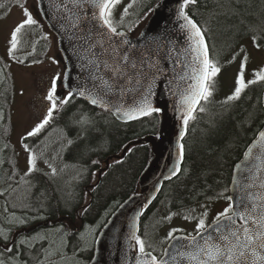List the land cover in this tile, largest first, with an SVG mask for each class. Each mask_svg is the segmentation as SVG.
Returning <instances> with one entry per match:
<instances>
[{
	"label": "snow or ice",
	"instance_id": "1",
	"mask_svg": "<svg viewBox=\"0 0 264 264\" xmlns=\"http://www.w3.org/2000/svg\"><path fill=\"white\" fill-rule=\"evenodd\" d=\"M9 2L21 8L24 18L10 33L8 56L22 64L24 60L18 59L15 53L20 50L25 30L43 29V25L25 6L26 0ZM178 2L174 29L157 32L151 38L142 33L134 41L129 36L133 28H125L124 19L136 0H130L124 7L119 20L115 18V9L122 0H47L46 4L44 0H39L37 12H42L49 19L50 27L61 40H67L72 50L77 79L72 80L71 70L67 66L64 74L57 73L51 77L44 97L46 111L20 138L26 155V170L21 174L15 160L9 158L5 161L0 157V166L7 162L11 168V171L5 170L0 175V197L5 198L6 213L0 222V264H65L70 237L75 236L77 240L74 254H82L91 250L99 229L109 227L99 222L95 226L86 225L78 235L65 231L63 226L54 232L40 231L31 235L23 231L29 221L44 219L40 213L46 192L40 190L37 175L49 179L58 175V169L46 158L45 151H37L34 145L26 141L40 137L51 126L54 114L61 113L76 99H83L91 106L99 107L101 113L110 112L117 120L127 122L161 113L163 109L154 106L152 97L157 87L165 86L173 101L179 130L174 161L167 174L163 175V180L179 181L182 175L192 176V170L183 167L187 157L184 139L190 121L197 119L196 113L206 111L202 105L211 101L222 67L219 59L213 55L214 46L208 41L210 30L189 14L190 6L195 7L199 0ZM5 7V3H0V8ZM239 7V0H236V8L222 15L226 18L240 16ZM257 29L258 25L241 20L235 35L240 36L241 31L255 33ZM41 38L47 40L49 34L44 33ZM256 41L257 36L253 35L252 42L259 48ZM241 55L243 58L234 78L233 89L220 102L224 105L241 100L250 86L264 83V67L254 70L251 79L247 78L249 55L243 45L227 62L234 63ZM52 59L53 63L59 64L55 58ZM39 62L32 60V63ZM3 79L4 73L0 70V81ZM60 86L66 95L58 94ZM0 96H3L2 92ZM3 119L4 112L0 108V121ZM70 124L79 127L81 132L75 140L62 132L60 139L66 140V143H61L56 153L61 159L69 146H74L78 141L82 143L86 133L96 127L95 121L87 114ZM7 147L4 145V148ZM55 158L53 156L52 159ZM40 161L47 165L48 172L38 167ZM91 164L97 165L99 160H92ZM67 167L65 164L59 171ZM196 180H200L199 175ZM215 183L218 191L207 184L199 191L196 183L192 188L185 186L188 198L195 200L203 197L204 202L200 204L203 211L197 212L193 208L165 216L163 221L182 216L185 221H195V226L192 232L171 227L161 239V245L165 246L159 251L140 232V218L155 199L154 196L148 198L127 222L125 264L129 261L131 264H264V127L257 131L251 143L246 145L242 158L232 167L230 182L225 184L221 179ZM159 190L154 185V191ZM208 192L212 195H208ZM218 200L226 201L227 206L217 211L209 223L211 206ZM9 206L13 211H8ZM16 209L24 215H17ZM84 211L87 212V208ZM28 213L33 214L29 216ZM76 264L83 262L76 261Z\"/></svg>",
	"mask_w": 264,
	"mask_h": 264
},
{
	"label": "trees",
	"instance_id": "2",
	"mask_svg": "<svg viewBox=\"0 0 264 264\" xmlns=\"http://www.w3.org/2000/svg\"><path fill=\"white\" fill-rule=\"evenodd\" d=\"M8 1L9 0H0V3L6 4ZM158 1L159 0H152L147 7L145 5L146 8L144 7V13L142 14H148L149 9H151V7ZM9 4L10 3L7 4V7L10 6ZM253 4H256L257 9H260L258 14L257 31L255 33H241L240 36L236 37L240 39L243 35H249L251 37L256 35L259 43H264V23H262L264 22V0H252L251 2L248 0H239V12L241 13L244 6L251 8ZM7 7L0 8V12L2 10L6 11ZM235 8L236 0H199L198 5L195 7L190 6L189 14L193 15V18L197 19L198 23L208 28L206 23L208 21L211 22L208 41L210 45L214 46L213 55L219 59L221 67L222 58L219 54L220 50L217 48V45L211 36V31L213 29H220L218 25L226 22V31L232 32L234 30L235 33L236 28L240 26V21L242 20L240 18L241 15L231 18H226L222 15L224 12L230 13ZM229 26H232L231 30ZM28 34L29 32H27L26 35ZM44 43L45 42L41 41L34 45L38 49V47H42ZM30 53L32 54L29 56L32 58H40L38 50H35L34 53ZM2 66L4 67L0 58V70H3L4 73V79L0 81V92L3 93V96H0V108H2L4 112L10 101L12 86L9 81L8 70L5 67V69H3ZM263 90L264 83H258L250 86L241 100L232 102L228 105L220 103V105L217 106L218 115L215 114V117L218 116V118L214 119L217 124L210 126L206 133L198 131L197 128L201 121L208 116V113L207 111L204 113H196L197 119L195 121H190L188 135L184 139L187 148V157L183 167L191 169L193 174L191 177L182 175L179 181L173 179L172 181L166 182L160 197L163 195L168 196L167 200L170 202L171 206L175 208L177 207L176 203L178 200H182L189 204L203 200V197H198L195 200L188 198L189 194L184 190L185 186H187V188H192L193 183H196L197 191H199L201 187L207 184L212 185L218 191L219 188L216 186V181L223 179L225 184L229 183L231 169L235 162L241 158L246 145L251 142L257 131L264 125V107L261 102ZM77 111L84 112L94 118V120L97 119L96 127L88 132L89 134L92 132L94 138L90 137L89 134H86V138L83 139L82 143L78 141L74 146H69L65 156L68 157L71 152H77L81 159L76 162H79L78 165H85L87 169L89 167L90 169H94L96 166L90 164L91 159L99 160L100 162V159H103L106 154L119 152L129 141L144 137L148 134H155L157 132L159 121L158 113L124 123L116 120L110 112L101 113L100 108H95L89 105L83 99H76L67 105L61 113L54 114L55 119L51 126L48 127L40 137L42 138L52 126L61 129V127H64L65 123H70L75 120L73 113ZM98 129L101 131V134L106 131L109 136V138H107L108 145L106 149H97L95 146L96 142L98 143L100 139L104 141L102 135L99 140H96L95 135ZM38 138H29L27 142L30 140H37ZM73 139L75 140L76 138ZM0 141L3 144L8 145L5 135L2 132L0 133ZM86 149H91V151H86ZM151 155L152 153L149 144L135 145L129 149L126 156L123 159L118 160L119 163L115 161L110 165L106 173H103L100 183L97 186L90 188L89 191L91 192L90 196L92 199L84 208L83 205L88 195L85 188L88 185L87 183L90 182L89 177L91 176L92 170L89 172L90 176L85 177V180H81L76 195H74L76 200L74 207L70 206L66 208V210L58 200L57 190L53 180H51L52 182H49L48 177L42 175L45 177L43 182H49L51 185V188L50 186L49 188L55 193L52 194L54 200L52 201L51 208L48 209L49 212H47V214L53 219H57L59 215L67 214L74 218L80 214L85 222V227L87 224H91L98 220L102 214L107 211V215L103 220L104 222L121 199L137 191L138 176ZM1 167L2 166H0V175H3L1 170H7L9 167ZM197 175L200 176L199 181L196 180ZM208 195H212V193L208 192ZM110 207L112 208L110 209ZM85 208H87V212L84 211ZM147 211L149 212L150 210ZM147 211L145 214L148 213ZM145 214L141 221V233L143 231V218ZM42 216L45 217L44 215ZM31 222L33 221H29L30 224ZM91 253L92 248L87 251V257H89Z\"/></svg>",
	"mask_w": 264,
	"mask_h": 264
},
{
	"label": "rangeland",
	"instance_id": "3",
	"mask_svg": "<svg viewBox=\"0 0 264 264\" xmlns=\"http://www.w3.org/2000/svg\"><path fill=\"white\" fill-rule=\"evenodd\" d=\"M148 1L149 0H136V3L129 11V14L125 16V28H134V26L132 25L135 23L134 19L138 18L137 16L142 12ZM248 1L251 2L252 0ZM21 2L25 1L23 0ZM129 2L130 0H122V3L117 5L115 9L116 20L120 19L124 7L128 5ZM35 4V0H26L25 6L28 7L30 11L32 10L31 12L36 17ZM259 12L260 9H257L256 4H253L251 8H247L244 6L242 8L240 18L242 20H246V22L257 25ZM23 18L24 17L22 15V10L16 4H11L7 11V14L0 16V58L4 63V67L8 69L9 81L12 86L10 101L7 105L6 111H4V118L8 119V121L5 122V137L10 145L11 150L9 153V148H4V145L6 144H3L0 141V149H3V151L0 152V157H3L5 161H7L9 158L15 160L17 163V167L21 170V174L26 170V155L22 149L20 138L26 133V131L30 130L31 127H33L34 124L38 122L39 118H41V114L46 111L47 103L44 100V97L47 93L48 88L50 87V79L57 73L62 74L63 70L62 61L56 54L58 51L57 42L52 35H49V39H47L48 41L50 40L49 48L45 53L42 54L40 59H33L31 56H29L31 45L27 43H29L30 40L31 42L34 41V44L37 42H41L44 40L41 38L44 33L49 34V32L47 31V27L43 24V29L33 28L30 30L31 36L29 35L24 39V41H22L20 50L15 53L18 59L24 60V63L21 64L17 62V60L9 58L8 40L10 37V33L14 26ZM225 24L226 22L220 23L218 25L220 29H213L211 31V36L214 39L217 48L220 50L219 54L222 58V70L216 78L214 95L211 98V101L202 105L206 108L208 116L201 121L198 126L199 129L197 128V130L203 133H206L210 126H214L217 124L216 120H214L218 118V116L215 117V114L218 115L217 106L220 105V102L223 101L224 98L229 95L233 89L234 78L238 71L240 60L243 58L241 55L234 63L229 64L227 61L231 59L233 53L235 51H238L241 45L244 46L245 51L249 55V61L246 67V75L248 79L252 78V73L254 70H258L259 68L264 67V43H258V41H256L260 45L259 48H256L252 42L251 36L243 35L240 39H238L234 33V30L232 32L226 31L227 27H225ZM206 26L210 30L211 22L208 21L206 23ZM241 33L244 32L241 31ZM52 58H55V60L59 61V64L53 63ZM32 60H37L40 62L32 63ZM73 114L75 120H79L85 113L77 111ZM92 119L94 120V118ZM94 121L97 124V119H95ZM0 131H3V126L1 123ZM62 132L66 133L68 138L73 139L77 137V135L81 132V129L76 126H71L70 123H65L64 127H61V129L59 127L52 126V128L42 138L39 137L37 140H31V143L35 146L37 151H45L46 158L58 169V175L51 179L48 178V180L49 182L53 180V182L55 183L58 200L66 210V208L70 206L74 207V203L76 202L74 195H76V192L80 186V180L86 172H90V169L86 170L76 164V161L81 159L78 156L77 152H71L70 156L68 157L65 156L64 152L62 154V159L59 155H56L57 150H59L61 147V143H66V140L61 141L60 139ZM88 132L86 134H89ZM101 135L104 138V141L100 139ZM89 136L94 138V134L92 132L89 134ZM95 137L96 140L100 139V141L98 143L96 142L95 144L96 148L106 149L108 145L107 138H109L106 131L101 134V131L98 129ZM53 156L56 157L54 160L52 159ZM92 160L93 159L90 160V164ZM65 164H67L68 167L65 168L64 171L60 172L59 170L61 168H64ZM3 167H9L7 171H11L10 165L7 162L2 165L1 168ZM38 167L41 168L44 172L49 171L47 165L44 164L43 161L38 162ZM89 172L87 176H90ZM78 173L80 174L79 176ZM44 178L45 177H43L42 175H37V179L40 184V190L46 192V196L43 200V209L40 214H43L45 210L51 208L52 201L54 200L52 198V194H55L50 189V183L47 181L43 182ZM167 197L168 196L165 195L159 197L154 206L150 208L151 210L149 209L150 211H147L148 213H146L143 218L142 234H145V238L148 239L158 249V251L164 246L160 243L161 239L167 234V231L171 227L184 228L186 232H191L193 231L195 226V221H185L182 216H175L171 221H163V218L165 216L169 215L172 212H182L186 209L193 208L196 209L197 212L203 211V209L200 208V204L203 203L204 200L194 202L193 204L178 200L176 203L177 207L173 208L170 202L167 200ZM222 202L225 201L218 200L211 206L209 221H211L212 217L217 211H222L220 209V205L222 206L224 204H221ZM4 208L5 198L0 197V222L3 221V218L6 215V213L4 212ZM111 208L112 207H110V209ZM8 211L11 212L13 211V209L9 206ZM16 212L17 215H24V213L19 211V209H16ZM106 213L107 211H105L98 220L87 225L95 226L98 222L102 223L107 215ZM32 214L33 213H28L29 216ZM38 220L42 221L45 220V218ZM36 222L37 221L34 220L33 222H31V224L28 223L27 227H30V225L32 226ZM61 226H63L65 231L70 232V227H68L67 223L58 221L41 225L26 234L31 235L35 232L40 231L54 232L56 228H59ZM79 230L80 229L76 230L77 232L71 233H76L78 235V233L80 231H83L84 228L80 231ZM76 244L77 240L75 236L70 237L67 250L68 260L65 262V264H76V261H82L83 264L87 263V252H84L82 254H74V248Z\"/></svg>",
	"mask_w": 264,
	"mask_h": 264
},
{
	"label": "water",
	"instance_id": "4",
	"mask_svg": "<svg viewBox=\"0 0 264 264\" xmlns=\"http://www.w3.org/2000/svg\"><path fill=\"white\" fill-rule=\"evenodd\" d=\"M35 2L37 3V8L40 7L39 0H35ZM44 3L46 4L47 0H44ZM178 7V0H160L159 3L153 7V11H151V14L146 19L140 31L135 35L129 33L130 38L135 41L137 38L141 37L142 33H146L147 36L151 38V36L157 32L164 31L165 29H174L176 23V10ZM39 14L41 16L39 17L45 21L56 37L59 50L58 56L64 65L63 74L65 73L67 66V69L71 70L72 80L75 81L77 79V71L75 69L76 61L72 56V50L69 47L67 40H61L55 30L50 27L49 19L46 18L42 12ZM177 36H179V33H177ZM64 92L66 91L63 87L58 90V94L61 96H63ZM152 101L154 106L163 109V111L159 113L157 134H148L142 138L131 140L126 144L121 153L113 154L106 159L107 167L111 159L123 157L126 151L135 143H150L152 147L153 155L148 160L139 176L138 192L129 195L118 204L105 221V223L109 225L107 229L103 227L99 229V235L94 242L92 255L88 264H125L127 241L124 237L127 234V222L132 219L140 206L148 198L154 196L155 199L149 204V208L159 196L164 183L167 182L163 180V175L167 174L168 168L172 166L174 161L179 122L173 111L172 98L167 94L165 86L157 87L155 95L152 97ZM262 104L264 106V91L262 94ZM154 185L160 190L154 191ZM120 205H123L124 207L121 208ZM140 223L141 218L139 224ZM128 264H131V262L129 261Z\"/></svg>",
	"mask_w": 264,
	"mask_h": 264
},
{
	"label": "flooded vegetation",
	"instance_id": "5",
	"mask_svg": "<svg viewBox=\"0 0 264 264\" xmlns=\"http://www.w3.org/2000/svg\"><path fill=\"white\" fill-rule=\"evenodd\" d=\"M107 153H108V152H107ZM108 154H110V153H108ZM108 154H106V156H108ZM97 167H99V165H96L95 168L91 171L90 182L92 181V179H93V177H94L93 173H94V170H96ZM105 173H106V172H105ZM101 179H102V178L100 177V180H99L98 183H96L94 186H97V185L100 183ZM90 182H89V183H90ZM87 184H88V183H87ZM223 206L226 207V206H227V203L224 202ZM47 212H49L48 209L45 210V214H46V215H45V220L50 219V216H49V214H47ZM65 216H66V219H68L69 222H71V223L73 222V224H74V221L72 220V219H73L72 216H70V215H65ZM71 218H72V219H71ZM35 221H36V220H35ZM42 222H43V221H42ZM74 225H75V224H74ZM75 227H76V225H75ZM24 231H25V232H28L27 230H24Z\"/></svg>",
	"mask_w": 264,
	"mask_h": 264
}]
</instances>
